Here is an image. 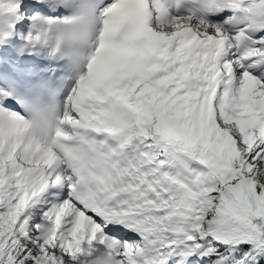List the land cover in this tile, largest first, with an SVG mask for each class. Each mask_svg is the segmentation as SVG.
<instances>
[{
	"label": "snow or ice",
	"instance_id": "1",
	"mask_svg": "<svg viewBox=\"0 0 264 264\" xmlns=\"http://www.w3.org/2000/svg\"><path fill=\"white\" fill-rule=\"evenodd\" d=\"M0 264H264V0H0Z\"/></svg>",
	"mask_w": 264,
	"mask_h": 264
}]
</instances>
